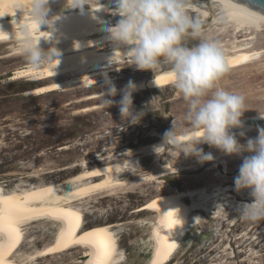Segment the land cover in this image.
Masks as SVG:
<instances>
[{
	"label": "rangeland",
	"instance_id": "374dc122",
	"mask_svg": "<svg viewBox=\"0 0 264 264\" xmlns=\"http://www.w3.org/2000/svg\"><path fill=\"white\" fill-rule=\"evenodd\" d=\"M216 11L217 8H212L204 10V13L210 18ZM207 29L205 25V38L217 40L220 44L231 43L230 33L217 35L216 32H206ZM253 36L255 39L248 50L264 49V33ZM236 38L240 40L243 37L238 35ZM198 42L188 40L189 46ZM225 48L229 49V45ZM223 53L227 54V51ZM7 54L9 50L0 44V182L6 189L26 182L64 183L82 167L92 169L103 165L110 156L119 159L130 157L134 171L124 177L129 184L113 193L104 192L88 199L85 207L90 213L84 214L88 226L121 223L123 231L119 235V244L126 256L124 264H144L140 244L147 236L153 235L151 227L143 223H155L156 215L139 212V209L143 210L152 198L175 190L199 187L209 191L214 187L231 185L237 191L234 178L238 175L243 155L247 153L200 163L193 156L180 154L175 147L162 149L157 146L164 134L172 129V120L177 134L192 131L182 122L187 105L173 84L132 94L133 110L142 115L138 123L130 124L121 119L118 107L121 93L105 97L117 102L111 107L84 110L102 104L100 98L89 97L106 90L105 82L88 89L27 95L29 90L42 83L29 78L10 80L13 72L26 61L21 55L7 57ZM119 67L120 74L117 73V80L112 82L116 87L169 69L162 64L153 73L136 71V67L128 65L127 60ZM107 75L113 77L115 74ZM219 86L245 98L247 111L243 117L264 114V55L247 66L229 70ZM256 127L259 128L244 133V137L237 136L239 143L245 144L247 139L256 138L258 129H264V123ZM198 147L205 153L210 149L218 150L208 145ZM219 153L222 152H215ZM134 177H140L141 181L133 182ZM230 193L233 202L219 215L200 213V232L193 234L189 244L174 258V264H264V220L251 221L238 215L239 206L234 201L251 202L248 189L240 190L243 199ZM48 222L38 223L30 229L31 233L37 231L38 245L53 239L56 224ZM207 235L214 237L207 240ZM209 248L218 252L211 255ZM80 251L75 248L57 256L40 258L36 264H82Z\"/></svg>",
	"mask_w": 264,
	"mask_h": 264
},
{
	"label": "bare ground",
	"instance_id": "6f19581e",
	"mask_svg": "<svg viewBox=\"0 0 264 264\" xmlns=\"http://www.w3.org/2000/svg\"><path fill=\"white\" fill-rule=\"evenodd\" d=\"M16 2L17 0H0V31L10 33L12 27L13 31H16V21L21 18L19 10L13 8ZM196 3L197 11L202 13L204 10L217 8L212 17H204L205 25L208 26L206 32L212 34L216 32L217 35L226 36L230 33L232 37L231 43L228 44L229 49L225 48L228 45L221 43L223 51H227L224 57L229 70L233 71L260 60L264 55V49L255 51L248 48L252 46L251 41L255 39L253 34L264 33V13L232 0H225L223 8L220 7L218 0H196ZM63 6L64 0H50L49 15L61 16L55 24L59 38L56 47L62 53L59 58L60 63L54 70L55 75L53 76L47 66L34 69L25 63L10 77V80L29 78L31 81L42 83L29 90L27 95H43L58 90L66 92L88 89L105 82V77L114 82L118 78L116 75L120 74L119 65L126 60L117 52L110 61L113 46L106 39V29L109 25H115L120 19L118 15L112 13L115 8L114 0H89V6L84 5L83 11L69 10ZM20 22L31 24L26 15ZM38 35L45 34L38 33ZM238 35L243 38L238 40L236 38ZM74 43H78L79 47H74ZM0 44L5 45L9 50L7 57L19 55L14 38L0 39ZM48 46L47 42L41 40V47L47 49ZM134 69L138 71L137 68ZM109 73L115 75L108 77ZM168 73L169 69L155 72L146 79L133 81L137 85L134 93L171 85ZM62 76L65 78H61ZM126 85L116 87L117 93H121ZM104 91L106 90L98 91L89 98H100L101 92ZM103 107L99 104L84 110L90 111ZM261 117H264V114L242 117L243 128L232 131L237 136L240 131L252 132L259 128L256 126L264 123V118ZM185 134L190 139L198 138L193 130L180 133L177 138L180 139ZM162 145L163 139H160L157 146L165 149L166 147ZM215 152L210 149L209 153L213 155V160L206 162H216L227 156L224 153L215 154ZM131 161L130 157L119 159L110 156L103 165L92 169L82 167L79 173L69 177L64 183L26 182L16 184L12 189H6L0 182V264H36L40 258L57 256L75 248L81 249L82 264L125 262V255L119 244V235L123 231L121 223H96L88 226L84 214L90 213L85 207L89 202L88 199L104 192L113 193L112 191L117 188L129 184L124 177L131 175L134 171ZM137 181H141V178L134 177L133 182ZM230 192L235 197L243 199L242 193L235 191L234 186L224 185L209 191L205 187L184 191L175 190L149 200L143 210L152 212L156 216L155 223L152 221L143 223L151 227L153 235L147 236L141 242L142 252L145 254L144 264H174L176 260L174 258L189 244L193 234L200 232V213L207 212L214 215L218 213L219 215L223 208L233 202V195ZM234 203L239 207L245 204L241 201H234ZM44 221L53 222L56 227H54L53 239L38 245L35 233L37 231L31 233L30 229ZM212 232L213 230H210V233ZM213 237L214 235L206 236L207 240H212ZM209 251L211 255L218 252L215 248H209Z\"/></svg>",
	"mask_w": 264,
	"mask_h": 264
},
{
	"label": "clouds",
	"instance_id": "9594fccd",
	"mask_svg": "<svg viewBox=\"0 0 264 264\" xmlns=\"http://www.w3.org/2000/svg\"><path fill=\"white\" fill-rule=\"evenodd\" d=\"M114 3L112 13L120 19L106 29V39L113 46L110 61L119 52L128 65L138 70L153 73L162 64L167 65L168 79L187 105L182 122L199 133L198 138L190 139L185 134L178 139L172 120V129L164 134L162 147L174 146L180 154L193 156L200 163L213 160L211 153L198 147L200 144L229 156L247 153L234 184L237 191L248 189L252 199L238 208V215L251 221L264 220V129H258V136L247 139L245 144L239 143L232 131L243 128L245 98L219 86L229 69L222 45L205 38L207 14L197 11L196 0H114ZM218 3L223 8L225 0ZM84 5L89 6V0H64L63 7L83 11ZM13 8L19 10L21 18L26 15L31 24L21 23L20 18L16 31L13 27L10 33L0 31V39L14 38L18 54L29 66L34 69L47 66L54 76L62 54L56 47L59 38L55 26L61 16L49 15L50 0H17ZM189 39L199 42L189 46ZM41 40L49 44L47 49L41 47ZM74 47L79 44L74 43ZM105 87L100 99L106 109L117 102L105 97H115L118 90L107 77ZM136 90L137 85L129 80L118 101L121 119L130 124L138 123L142 115L133 110L132 94ZM244 135L239 132L240 137Z\"/></svg>",
	"mask_w": 264,
	"mask_h": 264
},
{
	"label": "water",
	"instance_id": "95a60500",
	"mask_svg": "<svg viewBox=\"0 0 264 264\" xmlns=\"http://www.w3.org/2000/svg\"><path fill=\"white\" fill-rule=\"evenodd\" d=\"M232 1L264 13V0H232ZM141 255L143 256L145 263V254L142 252Z\"/></svg>",
	"mask_w": 264,
	"mask_h": 264
},
{
	"label": "flooded vegetation",
	"instance_id": "af4514ba",
	"mask_svg": "<svg viewBox=\"0 0 264 264\" xmlns=\"http://www.w3.org/2000/svg\"><path fill=\"white\" fill-rule=\"evenodd\" d=\"M139 212H146V211H144V210H141V209H139ZM145 240V239H144ZM149 244V243H148ZM141 245V244H140ZM124 255H125V253H124ZM125 262H126V256H125ZM124 264V263H123Z\"/></svg>",
	"mask_w": 264,
	"mask_h": 264
},
{
	"label": "snow or ice",
	"instance_id": "6c2138e0",
	"mask_svg": "<svg viewBox=\"0 0 264 264\" xmlns=\"http://www.w3.org/2000/svg\"><path fill=\"white\" fill-rule=\"evenodd\" d=\"M197 135H199V133H197Z\"/></svg>",
	"mask_w": 264,
	"mask_h": 264
}]
</instances>
